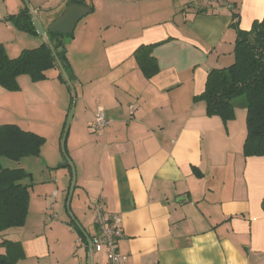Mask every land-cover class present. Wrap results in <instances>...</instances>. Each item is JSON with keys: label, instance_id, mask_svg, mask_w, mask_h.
<instances>
[{"label": "crops", "instance_id": "0c3cea01", "mask_svg": "<svg viewBox=\"0 0 264 264\" xmlns=\"http://www.w3.org/2000/svg\"><path fill=\"white\" fill-rule=\"evenodd\" d=\"M83 1L91 12L62 38L71 80L54 68L38 81L21 74L17 90L0 85V125L46 139L39 155L16 160L31 174L23 180L29 213L24 225L0 231V254L4 241L17 242L23 255L14 264H89L80 235L97 233L93 204L101 199L122 217L123 264H264V155L244 154L247 112L224 121L196 98L210 70L235 61L232 22L250 30L264 18V0ZM68 2L0 0L8 55L48 41L47 30L26 31L14 16L30 8L48 27ZM143 49L159 67L150 76L140 64ZM71 90L67 156L76 184L68 216L60 211L70 171L51 144L62 148ZM99 108L112 122L96 132ZM105 261L103 252L93 257V264Z\"/></svg>", "mask_w": 264, "mask_h": 264}, {"label": "trees", "instance_id": "16d2710c", "mask_svg": "<svg viewBox=\"0 0 264 264\" xmlns=\"http://www.w3.org/2000/svg\"><path fill=\"white\" fill-rule=\"evenodd\" d=\"M14 18L22 29L37 33L30 8ZM233 18L237 19L238 14L234 12ZM231 27L237 30L235 61L227 67L210 70L205 90L196 98L206 102L208 114L219 115L224 121L235 118L237 106L245 107L247 137L244 154L264 155V18L256 20L250 30L240 29L238 20H234ZM47 36V42L25 49L16 57H10L0 44V85L17 90L21 74H28L32 80L38 81L48 78V72L54 68L60 69L62 81L71 80L70 63L62 38L72 37L73 32L67 35L47 30ZM139 57L146 75L158 71L155 57L147 50H141ZM239 98L243 99L238 101ZM45 141L44 136L17 124H1L0 158L20 160L25 156L39 155ZM30 176L25 169L4 167L0 161V231L24 225L29 213L30 184L23 180ZM3 244L7 246V252L0 254V264H14L23 255L20 244L7 241Z\"/></svg>", "mask_w": 264, "mask_h": 264}, {"label": "built area", "instance_id": "2783aa9c", "mask_svg": "<svg viewBox=\"0 0 264 264\" xmlns=\"http://www.w3.org/2000/svg\"><path fill=\"white\" fill-rule=\"evenodd\" d=\"M207 6L214 3H223L231 6L228 0H204ZM34 12V11H33ZM132 111L134 105H130ZM112 120L108 118L102 108L96 112L91 122V128L100 132L111 124ZM93 208L95 211V223L97 233L93 236H80V242L87 248L88 262L93 264V257L96 253L103 252L106 255L104 264H123L127 261V255L119 250L118 241L124 236L122 227V217L118 213H111L106 209L105 203L97 199ZM55 218V217H54ZM50 217V219H54Z\"/></svg>", "mask_w": 264, "mask_h": 264}, {"label": "rangeland", "instance_id": "374dc122", "mask_svg": "<svg viewBox=\"0 0 264 264\" xmlns=\"http://www.w3.org/2000/svg\"><path fill=\"white\" fill-rule=\"evenodd\" d=\"M72 93H71V98L69 100V108H70V111H69V114L67 116V119H66V125L62 131V139H61V146L62 148L59 149L58 147V144H51L52 146V150L55 151V153L57 154V158L60 157V160L61 162H67V168L69 169L70 171V174L68 175V177L65 179L66 181V184H67V187H68V191H66V194L63 198V201H62V211L63 213H66V215L70 216L71 215V212H70V200H71V197L73 195V192H74V187H75V184H76V170H75V167L74 165L72 164V162L70 161V158L67 156L68 155V147H67V138H68V133H69V127H70V123H71V118H72V114H73V110H74V107H75V95H74V91L71 90ZM243 98H239L238 101L242 100ZM246 112V109L245 107H242V106H237L236 108V114L239 113H245ZM65 138V143H66V146H65V150L63 149V139ZM63 151V152H62ZM64 153V154H63ZM56 154H55V157H56ZM69 158V159H68ZM55 159V158H54ZM0 161L2 163V165L4 167H9V168H16L18 167V162L16 160H12L10 158H7V157H1L0 158ZM52 218L55 217V219H58V217H56V213H53Z\"/></svg>", "mask_w": 264, "mask_h": 264}, {"label": "water", "instance_id": "95a60500", "mask_svg": "<svg viewBox=\"0 0 264 264\" xmlns=\"http://www.w3.org/2000/svg\"><path fill=\"white\" fill-rule=\"evenodd\" d=\"M90 12V7L85 5L83 0H71L65 12L52 21L48 27H44L37 18L33 19V24L40 35H44L46 30L68 35L74 32L77 22ZM63 149L65 150V138L63 139Z\"/></svg>", "mask_w": 264, "mask_h": 264}]
</instances>
